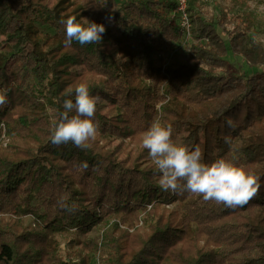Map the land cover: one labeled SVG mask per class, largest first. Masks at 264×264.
I'll return each instance as SVG.
<instances>
[{
	"label": "trees",
	"instance_id": "1",
	"mask_svg": "<svg viewBox=\"0 0 264 264\" xmlns=\"http://www.w3.org/2000/svg\"><path fill=\"white\" fill-rule=\"evenodd\" d=\"M202 3L186 0L185 30L177 0H0V264H264V44L250 36L259 20L222 7L206 15ZM68 15L103 24L101 43L65 46ZM81 82L100 97L97 136L87 150L54 146L50 121ZM155 120L205 162L237 155L259 193L225 208L163 191L141 144ZM61 197L76 211L59 208Z\"/></svg>",
	"mask_w": 264,
	"mask_h": 264
},
{
	"label": "clouds",
	"instance_id": "2",
	"mask_svg": "<svg viewBox=\"0 0 264 264\" xmlns=\"http://www.w3.org/2000/svg\"><path fill=\"white\" fill-rule=\"evenodd\" d=\"M59 23L63 26L67 47L74 41L81 46L99 45L106 31L103 24L87 19L81 23L74 15L62 18ZM64 97L63 110L50 121V142L57 147L71 142L77 148L87 150L90 141L97 136L98 126L93 117L100 97L91 95L88 85L83 82L70 88ZM7 102V92L0 93V108ZM226 124L232 129L237 126L230 117L226 118ZM172 133L171 124L155 120L141 136L142 147L148 150V156L160 174L158 183L163 191L190 192L201 196L205 202L215 201L225 208L244 206L259 193L260 178L239 166L237 155L205 162L199 146L190 148L177 144L173 142ZM223 140L231 147L230 135H225ZM83 167L87 168V165ZM57 205L69 213L76 211V206L64 197L58 199Z\"/></svg>",
	"mask_w": 264,
	"mask_h": 264
},
{
	"label": "rangeland",
	"instance_id": "3",
	"mask_svg": "<svg viewBox=\"0 0 264 264\" xmlns=\"http://www.w3.org/2000/svg\"><path fill=\"white\" fill-rule=\"evenodd\" d=\"M202 9L206 15L216 14L219 9L222 7L223 9H227L228 14L231 18L238 16L243 12H248L252 16L256 17L259 20L258 25L251 31L250 36L254 40H258L263 42L264 44V0H202ZM233 24H228L227 27L231 28ZM39 29L45 33H54V30L49 26H39ZM229 58L231 60H235V63H241L243 65V69L247 71H253L250 69L247 64L244 62L242 58L239 56H232L229 54ZM112 104L105 102L102 107V112L104 114H109L111 112ZM6 142V139H4ZM119 140H115L113 145H115ZM129 152L123 150L119 154L120 159H128ZM169 206V205H167ZM25 224L30 226L32 224V218L27 216L25 218ZM62 242V241H61ZM62 248H64V243L61 244ZM90 264H98L96 258L92 259Z\"/></svg>",
	"mask_w": 264,
	"mask_h": 264
},
{
	"label": "built area",
	"instance_id": "4",
	"mask_svg": "<svg viewBox=\"0 0 264 264\" xmlns=\"http://www.w3.org/2000/svg\"><path fill=\"white\" fill-rule=\"evenodd\" d=\"M175 12L178 14V24L185 30L189 27L188 16L186 12V0H177Z\"/></svg>",
	"mask_w": 264,
	"mask_h": 264
}]
</instances>
